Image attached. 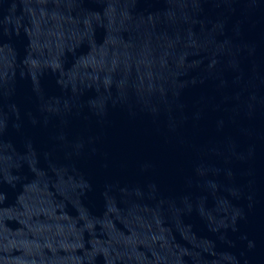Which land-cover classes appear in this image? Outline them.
Segmentation results:
<instances>
[{
	"label": "water",
	"instance_id": "95a60500",
	"mask_svg": "<svg viewBox=\"0 0 264 264\" xmlns=\"http://www.w3.org/2000/svg\"><path fill=\"white\" fill-rule=\"evenodd\" d=\"M182 0H0V264H69Z\"/></svg>",
	"mask_w": 264,
	"mask_h": 264
}]
</instances>
